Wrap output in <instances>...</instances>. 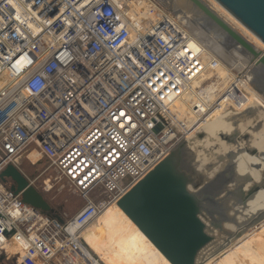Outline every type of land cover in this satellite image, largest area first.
I'll use <instances>...</instances> for the list:
<instances>
[{
	"label": "built area",
	"instance_id": "built-area-1",
	"mask_svg": "<svg viewBox=\"0 0 264 264\" xmlns=\"http://www.w3.org/2000/svg\"><path fill=\"white\" fill-rule=\"evenodd\" d=\"M168 11L158 0H0V174L13 165L36 188L48 168L30 180L23 165L46 161L84 201L60 222L0 180V255L91 264L82 232L113 200L208 111L250 106L251 69L215 57L207 70Z\"/></svg>",
	"mask_w": 264,
	"mask_h": 264
},
{
	"label": "water",
	"instance_id": "water-1",
	"mask_svg": "<svg viewBox=\"0 0 264 264\" xmlns=\"http://www.w3.org/2000/svg\"><path fill=\"white\" fill-rule=\"evenodd\" d=\"M190 1L225 31L231 43L249 54L254 66H263L264 73V54L257 52L201 0ZM215 1L264 44V0ZM223 63L234 70L238 68L237 63L232 64L227 60ZM263 73L260 71L258 81L254 83L258 91L264 93ZM186 140L177 143L166 157L117 202L122 212L171 264H197L201 251L211 244L213 246L215 240L230 243L239 237L241 231L235 227L238 223L227 208L228 199L224 201L221 197L225 193L229 196L240 191L238 188L244 183L242 174L246 171H243L242 165L249 166L250 170L256 169L261 177L260 182L264 180L262 165L245 157H233L228 165L207 179L211 154L206 149L194 147ZM203 150L207 153L202 152L203 155L198 156ZM255 177L254 180H258ZM8 179L12 182L11 191L15 195L19 194L24 204L43 213L51 211L39 191L13 165H8L0 174L2 182ZM231 184L237 186L232 188ZM54 217L62 222L61 217ZM248 220L249 215L243 216L239 221L240 225L247 224ZM225 224L232 227L226 228Z\"/></svg>",
	"mask_w": 264,
	"mask_h": 264
},
{
	"label": "bare ground",
	"instance_id": "bare-ground-1",
	"mask_svg": "<svg viewBox=\"0 0 264 264\" xmlns=\"http://www.w3.org/2000/svg\"><path fill=\"white\" fill-rule=\"evenodd\" d=\"M158 1L164 8L170 10L174 19L192 38H194L193 35L195 34L202 42L206 41V39L210 41L209 43L211 45L210 47L208 46L209 49L200 43L203 47L202 65L207 68V70L209 69L212 59L215 57L221 61L227 60L232 64L240 62L241 66L251 69L250 71L248 70V74L250 75V79H253L252 85L245 90L250 106H238L231 109L223 106L220 109L210 110L204 115L202 120L195 123L191 132L188 133L186 141L189 144H193L194 147L197 148L200 147V149H206L208 154L212 156L208 165L210 167H207V179H210L213 175H216L220 169L228 165L233 157H245L249 159V161L262 165L264 169V93L258 91L259 89L255 85L258 81V74L260 71L263 73V66H254V64L251 63L252 61H250L249 54L239 46L231 43L232 41L228 39L225 31L211 21V19L190 0ZM201 1L212 13L226 23L229 28L242 37L244 35L257 52L264 54L260 51V49H264V44L255 36L259 40L258 41L247 28L220 4L215 0ZM237 21L240 23V27L247 32L246 34L242 30H238L237 32V29L234 30L232 28L239 24ZM188 31H191L192 34ZM211 75V70L204 73V78L201 79V81H195L193 83V88L201 87L202 81L209 79ZM190 122L191 121H187L188 125ZM206 151H201V154L199 153L198 156H202V152L207 153ZM213 159H215L216 162ZM242 167L243 171L246 170L244 174H242V181H244L243 185L246 186V190L244 191L250 192L254 190L253 193L255 195L259 192L258 196L261 197L260 204L255 206V201L253 200V202H251L252 205L247 201L246 205L242 204L230 208L229 211H232L238 223L235 227L238 231H241L239 237L230 243H225L219 239L215 240L213 246H211V244L201 251L197 264H222V261L227 256L235 252L243 255V253L236 250V247L243 244V241L251 234L259 232L264 227V180L255 185L252 181L254 174L252 170H250V167L247 165H242L241 168ZM48 180L49 179H47V181ZM236 186L237 184L230 185L232 188ZM221 198L224 201L225 199H230L227 193ZM118 200L119 198L113 200L106 210L83 230L82 236L85 242L90 235L94 234L98 228L103 226L109 236L135 260H143L144 262L147 261L152 264H171L122 212L117 205ZM251 207H254L253 211L256 212L254 218L259 220L254 221V219L252 220V218H249L247 224L240 225L241 222L239 221L243 216L248 215L247 213L250 212L248 209L250 210ZM224 227L227 228L232 226L225 224ZM241 248L248 250L250 247L248 248V245H243ZM249 251H252V249H249ZM89 254L91 264H100L91 252H89Z\"/></svg>",
	"mask_w": 264,
	"mask_h": 264
},
{
	"label": "rangeland",
	"instance_id": "rangeland-1",
	"mask_svg": "<svg viewBox=\"0 0 264 264\" xmlns=\"http://www.w3.org/2000/svg\"><path fill=\"white\" fill-rule=\"evenodd\" d=\"M168 12H170V10ZM232 28L234 30L237 29V32L238 30L239 31L242 30L245 34L247 33L240 27V23ZM188 32L192 34L191 31ZM193 37L197 39L199 43H202L207 49H209L208 46L210 47L211 44L209 43L210 41L208 39L202 42L198 39V37L195 34L193 35ZM244 38L248 41L246 37ZM260 51L264 53V49H260ZM45 167L48 168L47 172H45L42 176H40L38 180L35 182V186L37 190L51 207L53 216H59L61 218L73 216L80 208L83 207L84 201L72 192V190L66 184L65 181L60 180L57 177L56 172L52 168L48 167V162L44 161L42 165L39 164L36 167H33L28 163H25L23 165V170L27 175V177L30 180H32L35 179ZM252 172L254 174L252 181L255 182L256 185L260 182L261 177L256 169H252ZM254 177L257 178L258 180L255 181ZM47 179H49L48 181H50L49 185L51 186V189L48 192H45L43 191L42 187L44 186V182L47 181ZM238 190L240 191L229 195L230 199H228L227 201L228 210L234 206H239L242 204L246 205L247 201L251 203L254 200L255 206H258L260 204L261 197L258 196L259 192H257L255 195L253 193L254 190L250 192L244 191L246 190V187H244L243 185H241L238 188ZM253 209L254 207H251L250 210L248 209V211L250 212H248L247 214L249 215L250 219L252 218V220L254 219V221H256L257 219L254 218L256 212H254ZM86 243L92 252L91 254L100 264H146V263L152 264L151 262H147V261L144 262L143 260L139 261L132 258L109 236V234L105 231L103 226L98 228L94 232V234L90 235L87 238ZM243 245H248V248L250 247L249 249H252V251H249V249L248 250L242 249L241 247ZM236 250L239 251L240 253H243V255H240L239 253L235 252L232 255L227 256L222 261V264H264V227L259 232H254L249 237H247L243 241V244L236 247ZM22 260L23 257L19 259L13 247H8L0 255V264H36L33 262L23 263L21 262Z\"/></svg>",
	"mask_w": 264,
	"mask_h": 264
},
{
	"label": "trees",
	"instance_id": "trees-1",
	"mask_svg": "<svg viewBox=\"0 0 264 264\" xmlns=\"http://www.w3.org/2000/svg\"><path fill=\"white\" fill-rule=\"evenodd\" d=\"M46 214L49 215V216H51V217H53L52 211H50L49 213H46Z\"/></svg>",
	"mask_w": 264,
	"mask_h": 264
},
{
	"label": "flooded vegetation",
	"instance_id": "flooded-vegetation-1",
	"mask_svg": "<svg viewBox=\"0 0 264 264\" xmlns=\"http://www.w3.org/2000/svg\"><path fill=\"white\" fill-rule=\"evenodd\" d=\"M8 181V183H9V186L11 187V185H12V182L10 181V180H7ZM6 181V182H7Z\"/></svg>",
	"mask_w": 264,
	"mask_h": 264
},
{
	"label": "clouds",
	"instance_id": "clouds-1",
	"mask_svg": "<svg viewBox=\"0 0 264 264\" xmlns=\"http://www.w3.org/2000/svg\"><path fill=\"white\" fill-rule=\"evenodd\" d=\"M46 214V213H45ZM54 217V216H53Z\"/></svg>",
	"mask_w": 264,
	"mask_h": 264
}]
</instances>
